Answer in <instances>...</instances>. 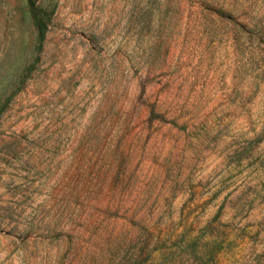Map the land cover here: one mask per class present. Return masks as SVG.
I'll list each match as a JSON object with an SVG mask.
<instances>
[{"label": "rangeland", "instance_id": "1", "mask_svg": "<svg viewBox=\"0 0 264 264\" xmlns=\"http://www.w3.org/2000/svg\"><path fill=\"white\" fill-rule=\"evenodd\" d=\"M0 264H264V0H0Z\"/></svg>", "mask_w": 264, "mask_h": 264}]
</instances>
